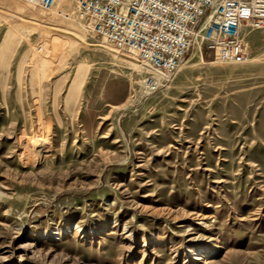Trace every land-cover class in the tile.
<instances>
[{
    "label": "rangeland",
    "instance_id": "1",
    "mask_svg": "<svg viewBox=\"0 0 264 264\" xmlns=\"http://www.w3.org/2000/svg\"><path fill=\"white\" fill-rule=\"evenodd\" d=\"M75 1L0 0V264H264V28L164 76Z\"/></svg>",
    "mask_w": 264,
    "mask_h": 264
},
{
    "label": "built area",
    "instance_id": "2",
    "mask_svg": "<svg viewBox=\"0 0 264 264\" xmlns=\"http://www.w3.org/2000/svg\"><path fill=\"white\" fill-rule=\"evenodd\" d=\"M22 1L43 9L58 2ZM72 15L107 47L170 76L198 41L218 61L247 62V37L264 28V0H76Z\"/></svg>",
    "mask_w": 264,
    "mask_h": 264
},
{
    "label": "bare ground",
    "instance_id": "3",
    "mask_svg": "<svg viewBox=\"0 0 264 264\" xmlns=\"http://www.w3.org/2000/svg\"><path fill=\"white\" fill-rule=\"evenodd\" d=\"M25 7V6H24ZM23 7V8H24ZM20 8V7H19ZM20 10V9H19ZM22 12V11H21ZM37 22V21H36ZM34 25H40V23L39 22H37V23H35ZM64 32V31H63ZM69 35H71L74 39H76V40H78V41H82V42H84V37L81 35V34H79V33H77V32H74V33H69ZM90 46H98V47H101V45L99 44H89ZM47 56L48 55H46V53H45V51H44V54H42L41 55V58L43 59V61L44 60H46V58H47ZM135 60V59H134ZM130 63L132 64V65H136L135 63L136 62H134V61H130ZM158 73V72H157ZM160 73V72H159Z\"/></svg>",
    "mask_w": 264,
    "mask_h": 264
}]
</instances>
